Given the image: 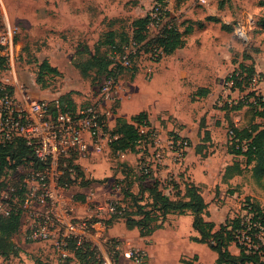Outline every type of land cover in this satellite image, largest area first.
Returning <instances> with one entry per match:
<instances>
[{"label": "rangeland", "instance_id": "1", "mask_svg": "<svg viewBox=\"0 0 264 264\" xmlns=\"http://www.w3.org/2000/svg\"><path fill=\"white\" fill-rule=\"evenodd\" d=\"M0 1L2 2H0V22L5 15L9 23L18 29L15 36L19 53L17 80H20L34 97L56 98L65 108L85 107L96 103L99 98L100 85L105 78L106 61L103 56L109 53V43L126 41L129 36L135 34L137 19L147 15L155 3L163 1L167 12L163 16V21H169L177 26L182 35L183 45L172 54L160 55L158 60H155V56L150 52H142L132 58L128 67L116 65L119 66L115 79L119 98L111 104L113 115L109 116V125L115 122L122 101L128 112L136 106H146L148 110L154 111L153 102L150 103V99L136 96L134 83L141 80L148 81L155 73L163 72L167 68L172 73L179 70H185L188 73L182 83L184 87L189 85L192 92L186 97L189 101L182 98L177 109L183 112L186 118H193L195 122L202 119L201 124L206 123L207 127L214 131L217 145H211V149L212 151L215 148L218 149L219 157L224 148L228 153V147L231 145L232 136L229 133L231 124L239 129H249L252 126L259 129L264 127V116L256 115L250 105L239 109L230 108L238 101L247 100L245 95L252 90L264 98V0H205L203 3L197 0ZM63 1L66 4L65 7H61V12L68 10L67 8L70 9L72 3L74 6L83 5L85 7L87 5L92 10L91 25L87 28L76 25L78 17H74V20L78 19L74 25L67 24L62 20L63 16L57 15L58 13L50 17V23L39 19L36 8L43 7L46 2L47 6L53 9L54 3L55 6H60ZM158 26L160 24L149 29L150 37L156 34ZM43 62L48 67L41 68L40 65ZM1 65L0 83H7L9 81L6 77V67L4 64ZM163 65L164 68L161 67ZM241 65L253 67L257 74L243 91H238L231 89V82L226 81L225 78ZM199 87H207L210 90V97L207 99L204 96L201 101L195 103L194 90ZM251 99L249 98L248 101ZM259 110L261 111L262 107ZM154 130L159 139V128L155 127ZM175 135L179 137L176 130L172 128L165 137L169 141L174 139ZM182 137L186 139L187 147L183 149L181 157L174 154L176 146L169 145V142L164 152L170 151L173 156H165L164 152L162 153L163 157L169 158L176 164L183 160L189 147V139ZM157 143V141L144 138L136 146L134 153H127L123 158L116 153L103 150L95 155L88 154L85 158L79 159L78 163L86 179H95L104 183L110 181L107 185L108 191L104 193L105 196H100L101 198L121 197L122 189L129 184L122 174L124 172L121 173L124 164L132 169L129 175L135 173H132V167L138 170L141 163L148 164L149 173L140 176L135 173L134 176L137 179L147 178L162 166L156 156V152L161 150ZM210 150L206 153L210 154ZM229 154L225 156V162L229 165L234 164L235 167L238 164L241 166L238 170L240 174L233 177L231 182H226L229 187L228 191L231 190L234 194V197L230 199L232 205H235L232 217L245 213V207L250 202L259 205L264 213V163L263 165L260 161L247 163L243 155ZM9 163L12 166L6 168L1 177L0 195L3 193L20 195L19 187L30 164L28 161H20L17 158ZM90 164L92 166H89ZM88 168H92L93 176L90 171V173L87 172ZM174 183L173 178H168L160 189L170 198L178 194L177 199L182 200L185 198L179 194L182 190L176 192L174 189L169 190V186ZM71 191L77 204H83L84 195L76 192L74 187ZM94 191L97 195L100 193V191L99 193ZM115 194L117 196H114ZM217 194L216 199H218ZM119 201L125 206V214L106 221L110 235L112 233L120 240L127 236L126 238L134 244L142 242L149 244V240L145 238L151 235L154 227L160 226L166 228L164 233L167 234L168 240L166 243L162 241L164 243L162 245L159 244L155 260H165L168 264L215 263L217 254L210 250L207 243L196 245L187 238L192 229L189 220L179 217L180 215L192 217L191 211L170 212L169 214L174 215V218L172 221L168 220L170 225L168 227L164 222L165 214L151 204L152 200L147 194H142L140 199L137 196L131 198L124 194ZM142 213L148 215L147 220L142 224V229L133 225H131L133 227H127L124 224L125 217L135 218ZM25 218L26 216L23 215L19 233L12 238L17 252L14 255H11L9 251L0 254V264H96V262L75 258L72 251L69 257L63 259L50 242L27 240L25 238ZM196 246L198 247L195 248ZM227 249L236 256L239 253L238 248L233 244ZM260 260L264 261V255H261Z\"/></svg>", "mask_w": 264, "mask_h": 264}, {"label": "built area", "instance_id": "2", "mask_svg": "<svg viewBox=\"0 0 264 264\" xmlns=\"http://www.w3.org/2000/svg\"><path fill=\"white\" fill-rule=\"evenodd\" d=\"M197 1L203 3L205 0ZM165 12V7L155 3L148 13V28L160 24L157 30L160 29L165 23ZM17 30L5 15L1 18L0 59L6 67L9 82L0 83V147L16 140L23 141L30 146L37 166H29L19 187L20 195H0V218L19 212L21 225L25 215V238L50 242L63 259L69 257L71 247L78 249L87 244L96 264H148L147 254L142 249L124 246L120 239L108 233L106 221L125 213V206L119 199L100 198L91 189L84 193L83 204H77L71 191L80 181L75 169L78 160L90 152L101 153L114 138L110 130L115 122L110 126L109 116L113 115L112 102L119 98L116 77L104 78L96 103L74 111L63 109L57 100L49 103L34 97L16 77ZM139 47L134 40L123 44L120 50L113 47L110 52L113 64L128 67L132 58L141 53ZM154 128L141 123L138 130L144 138L158 142ZM229 133L233 137L231 129ZM175 136L169 140V145H175L174 154L181 157L187 141L180 135ZM244 146L242 150H245ZM126 153L119 151L116 154L124 157ZM156 156L158 158L159 154ZM149 170L147 163L139 165L140 174H147ZM172 187L171 184L169 190ZM80 205L85 207L83 214L77 212ZM239 218L240 225L233 230L237 242L247 250L259 247L256 240L264 245V225L254 218L249 208L245 207V213Z\"/></svg>", "mask_w": 264, "mask_h": 264}, {"label": "trees", "instance_id": "3", "mask_svg": "<svg viewBox=\"0 0 264 264\" xmlns=\"http://www.w3.org/2000/svg\"><path fill=\"white\" fill-rule=\"evenodd\" d=\"M162 7H164L163 1H159ZM167 12H165L166 14ZM149 15L139 17L136 21L135 34L129 36L126 41H111L108 45L109 53H105L103 56L106 61V70L104 77L115 76L119 66L113 64V60L110 58V52L114 48L117 50L121 49V46L130 40L136 41L140 45L139 50L142 52L151 53L155 56V60H158L162 55L172 54L176 49L183 45L182 35L179 29L174 23L169 21L165 22L160 29L157 30L156 34L152 37L149 33ZM111 34V33H110ZM3 64V60L0 59V65ZM114 65V66H113ZM2 66V65H1ZM48 67L46 63H42L40 67ZM50 69V68H49ZM52 70V69H50ZM257 72L253 67L240 66L234 69L229 76L225 78L226 81L231 82V89L243 91L244 87L249 85L255 77ZM8 89H11L8 87ZM204 91H201L203 94ZM245 98H252L250 101L243 100L238 101L235 105L230 108L239 109L242 106L250 105L256 115L264 116V98L261 94L255 90L246 93ZM60 107H62L60 105ZM260 107L262 110L260 111ZM74 111L76 108H65ZM145 123L150 126L147 116L144 113H139L132 118V122L116 117L114 127L110 130V133L114 138L109 143V149L112 153L117 152H134L136 146L144 139V135L139 133V125ZM231 130L233 131V137L231 138V145L228 147V152L236 155H243L245 162H258L263 165L264 163V127L259 129L255 126L249 129H239L238 127L231 124ZM176 137V136H175ZM245 144V150H242V146ZM17 158L20 161H28V163L37 166V163L33 157L30 146L25 145L21 140L13 141L12 143L0 147V185L2 182L1 177L6 168L11 167L10 161H14ZM234 165V164H233ZM230 168V167H229ZM75 169L80 177L79 185L84 186L89 181L85 180L83 172L79 165H75ZM172 189L178 191V186L174 183ZM147 195L151 198V204L155 206L163 214H169L170 212L183 213L184 211H191L192 213V226L199 233L200 237L196 238L195 241L207 243L210 249L216 252L217 257L215 262L217 264H264V261L260 260L261 255H264V245H261L257 240L259 247L256 250H247L244 245L237 242L233 230L239 227L240 218L235 216L227 219L223 224L219 225L217 229H214V223L205 219L204 216L208 215L206 210L207 204L203 197L199 193V189L192 185L187 184L185 186L184 193H179L185 198L182 200L177 199L178 194H175L174 198H170L168 195L163 193L159 188L158 182H154L147 189ZM123 195L131 196L135 198L134 194L129 192V184L125 185L122 189ZM139 199L140 196H137ZM249 210L253 213L255 219H259L264 225V213L259 205L254 203L247 204ZM125 214V213H124ZM138 217H125V225L130 227L131 225L136 228L142 229V224L147 220V213L137 215ZM157 221V220H156ZM131 226V227H133ZM160 226L154 227L153 230ZM20 228V213L11 214L7 217L0 218V254L9 251L11 255H14L17 250L16 245L12 241V238L19 232ZM152 230V231H153ZM150 232V230H149ZM148 233V232H146ZM231 244L238 248V255L230 253L227 249ZM72 252L77 259L87 262H95L93 251L90 246L85 244L83 247L73 249Z\"/></svg>", "mask_w": 264, "mask_h": 264}, {"label": "crops", "instance_id": "4", "mask_svg": "<svg viewBox=\"0 0 264 264\" xmlns=\"http://www.w3.org/2000/svg\"><path fill=\"white\" fill-rule=\"evenodd\" d=\"M29 2H31V0H29ZM65 4L66 3L64 1L60 4V6H55L56 4L54 3L53 9H50L47 6L48 3L45 2L43 7L36 8L39 19L44 22L50 23V17L54 15L56 16V14L58 13L57 15L63 16L62 20L67 24L74 25L76 20H78H74V17H78L79 20L76 22V25L78 24L84 28H87L91 25V23L93 22L92 10H90L87 5L85 7L83 5L74 6V3H72L70 9L66 7L68 10H64V12H61V7H65ZM161 67L164 68L165 66L163 65ZM187 76L188 73L185 70H179L178 72L172 73V71L165 68L163 72L155 73L153 77L148 81L141 80L138 83H134V93L136 94V96L150 99V103L153 102L152 106H154L155 110L150 111L146 106H136L134 108H131V110L128 112L124 108L122 101V106L119 109L117 117L123 118L128 122H132V118L135 115L144 113L147 116L150 125L159 128L160 136L157 145L161 148V150L159 152H156V154H159L158 162H160V165L162 164V166H160L159 169L154 171V173L147 178L140 177L139 179H137L134 174L137 173L139 176L142 174H140V172H138V170H136L134 167H132V173H135H131L132 175H129V171H132V169L130 167H127L125 164V166L123 165L122 167L123 171H121V173L124 172L122 174L128 180L129 191L131 192V194L137 196L147 194L146 189L150 187L154 182H158L159 188L160 186L163 187L162 185L165 184L168 178H173V180H175V183H177L178 186V190H182V193H184L185 186L187 184L196 186L199 189V193L203 197L205 203L207 204L206 210L208 212V215L204 217L205 219L212 221L214 223V229H217L219 225L223 224L227 219L233 218L232 210L235 205H232L230 199L234 197V194H232L233 191H228L229 187H227L226 182H231V179L233 177L240 174L238 173V170L241 169V166L238 164L239 167L237 165V167H235L233 166V164L229 165L228 162H225V156L230 155L229 152H226L225 148L221 154V157H219L218 149L215 148V150L212 151L211 145H217V141L214 137V131L207 127L206 123L201 124L202 119H199L195 122L193 118H186L183 115V112H180L177 109V105L182 100V98L189 101V98L186 97L189 93L192 92L189 85L188 87H184L182 83V81ZM6 77L9 81L7 75ZM195 90L193 99L195 103L201 101L202 97L204 96L205 98L209 99L210 90H208L207 87H199ZM201 91H204L203 94L201 93ZM199 96H201V98H199ZM39 98L49 103H54V101L56 100V98ZM172 128L176 130V132L180 136H184L189 139V147L187 149V153L185 154L183 160L177 164L171 162L169 158H165V156H173L170 151L164 152V150L167 149V144L169 142L167 141L165 135ZM104 150L110 151L109 147ZM207 150H210V154L206 153ZM162 153L165 155L164 157L162 156ZM92 154L95 155L98 153L90 152V155ZM222 161L224 163L223 166ZM89 166H92V164H90ZM86 170L87 172H91V176L94 175L92 173V168H88ZM82 172L84 175L83 170ZM84 178L85 180L89 181L87 183L88 185H74L73 187L76 192L84 195V193L88 190L94 189L98 193L100 191V193L98 194L99 197L105 196L104 193L108 191L107 185L110 184V181L108 183H104L95 179H86V175H84ZM116 191L117 193H119L118 189H116ZM216 194L218 199L220 200L216 199ZM114 196L117 195L115 194ZM123 196L124 195L121 194V197ZM121 197L117 196L115 198L120 199ZM77 212L79 214H83L85 212V207L83 205H80V207L77 208ZM173 216L174 215L171 214H166L165 216L166 219L164 222H166L168 227L170 226L168 220L172 221V218H174ZM182 217L188 218L189 221H187L192 228L189 231L187 237L188 240L192 241L196 245L204 244L202 242L195 241V239L199 238L200 235L192 226L193 218L188 215H180L179 218ZM164 231H166V228L161 227L153 230L151 235L145 238L146 240H149V244H144V242H142L140 244L135 243V245L134 242L129 240V238H126L127 236L121 241L124 246L129 245L142 249L147 254L148 264H168V262H166L165 260H155V257H157L158 255L159 244L162 245L164 244L163 242L166 243V241L168 240L167 234L164 233ZM197 247L198 246H196L195 248ZM214 264L217 263L215 262Z\"/></svg>", "mask_w": 264, "mask_h": 264}]
</instances>
